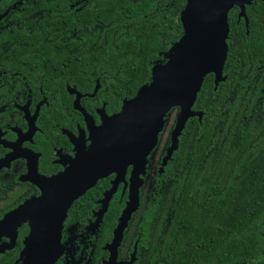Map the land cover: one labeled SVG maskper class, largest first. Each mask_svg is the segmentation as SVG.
Listing matches in <instances>:
<instances>
[{
    "label": "trees",
    "instance_id": "trees-1",
    "mask_svg": "<svg viewBox=\"0 0 264 264\" xmlns=\"http://www.w3.org/2000/svg\"><path fill=\"white\" fill-rule=\"evenodd\" d=\"M92 2L76 23L82 37L83 21L91 25L89 64L76 60L75 68H91L103 80L92 95L107 102V113L118 114L124 101L151 83L153 66L165 64L182 37L174 15L185 0L164 11L163 21L155 19L154 0ZM63 23L60 18L50 28L59 31ZM229 27L225 81L215 90L213 75L204 79L193 106L203 113L201 121H187L164 172L154 176L149 194L140 195L122 243L124 254L135 251L132 264H264V72L256 70L264 33L261 23H249L248 35L244 25ZM107 187L102 180L76 200L70 224L86 223L87 208ZM33 194L31 189L23 198ZM18 203L11 198L0 205V220ZM120 210L114 203L106 214L100 245L111 237ZM28 228H18L16 247L0 254V264L20 262ZM61 258L55 264H63Z\"/></svg>",
    "mask_w": 264,
    "mask_h": 264
},
{
    "label": "flooded vegetation",
    "instance_id": "flooded-vegetation-1",
    "mask_svg": "<svg viewBox=\"0 0 264 264\" xmlns=\"http://www.w3.org/2000/svg\"><path fill=\"white\" fill-rule=\"evenodd\" d=\"M154 2L158 6L155 19L163 21L164 11L176 8L182 0ZM186 2L183 9L174 15V23H181L180 15ZM92 7V0H0V205L11 198L18 201V205L10 211L40 196L39 188L31 181L30 169L33 166L36 174L45 178L63 173L77 156L76 143L82 145L85 151L91 145L88 122L92 120L99 127L100 111L104 110L107 117L116 114L107 113V102L96 96L103 80L91 68H75L76 60L82 59L85 64H89L91 25L86 19L83 21L82 37L79 36L76 23L82 22L79 14L82 11L90 12ZM256 10L258 13H255ZM240 13L239 7L231 8L227 15L228 25H244L248 35L249 23H261L260 28L264 33V1H251L244 8V16H240ZM60 18L67 20L66 24H62V29L57 31L50 28V24L58 22ZM259 58L256 70L264 72V50L260 52ZM94 91L96 94L92 95ZM77 98L82 111L75 108ZM176 115L170 125L167 116L162 135L168 125L170 131L165 134L163 144L161 135L156 150L148 158L146 176L139 190V207L127 222L114 251L116 264H132L135 260V251L132 254L122 252L124 235L139 211L140 195L149 194L154 176L161 175L167 166H162V162L170 146ZM160 145L161 149L155 156ZM130 171L131 168H128L125 184L119 183L107 204H103V200L105 193L112 188L115 175L105 178L108 187L93 201V206L87 208L86 223L83 225L70 224L68 212L71 206L62 230L61 242L65 248L61 256L63 264H93L94 260L99 264L108 263L112 256L108 248L128 202ZM31 189L35 194L23 198ZM114 203L121 208L119 217L109 240L100 245L102 223ZM76 217H79V213ZM8 241L5 237L0 244ZM97 248L104 254L100 256L101 252Z\"/></svg>",
    "mask_w": 264,
    "mask_h": 264
},
{
    "label": "water",
    "instance_id": "water-1",
    "mask_svg": "<svg viewBox=\"0 0 264 264\" xmlns=\"http://www.w3.org/2000/svg\"><path fill=\"white\" fill-rule=\"evenodd\" d=\"M253 0H187L180 20L182 37L168 51L167 62L151 70V83L141 87L136 96L124 101L118 114L107 117L100 111L101 125L88 122L91 145L85 151L76 143L77 156L69 167L52 178L38 176L33 166L32 183L40 190L0 220V254L15 247L17 230L29 226V236L16 264H55L65 248L61 242L63 223L73 202L96 184L115 175L112 188L105 193L107 204L119 183L125 184L128 168V202L109 246L112 253L107 264H116L114 251L131 215L139 207V190L143 186L149 156L156 150L164 131L166 118L177 109L170 146L162 166H166L177 150L178 139L190 118L201 121L203 113L194 111L197 94L204 79L213 75L215 90L224 82L223 67L227 58L231 8H244ZM264 1V0H261ZM75 108L82 109L78 105ZM105 207V206H104Z\"/></svg>",
    "mask_w": 264,
    "mask_h": 264
},
{
    "label": "rangeland",
    "instance_id": "rangeland-1",
    "mask_svg": "<svg viewBox=\"0 0 264 264\" xmlns=\"http://www.w3.org/2000/svg\"><path fill=\"white\" fill-rule=\"evenodd\" d=\"M175 115H176V111H174V112H172L170 115H168V118H169V121H170V122H172V119L175 117ZM166 131H167V130H166ZM166 131H165V133L162 135V144L164 143V140H163V139L165 138ZM161 146H162V145H160V148L157 149V151L154 153L155 156L157 155L158 150L161 149ZM153 157H154V156H153Z\"/></svg>",
    "mask_w": 264,
    "mask_h": 264
}]
</instances>
